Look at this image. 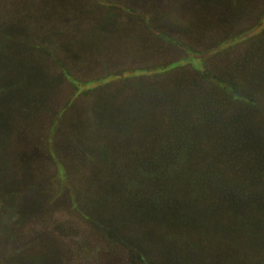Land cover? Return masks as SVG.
Here are the masks:
<instances>
[{
  "label": "rangeland",
  "instance_id": "1",
  "mask_svg": "<svg viewBox=\"0 0 264 264\" xmlns=\"http://www.w3.org/2000/svg\"><path fill=\"white\" fill-rule=\"evenodd\" d=\"M263 106L264 0H0V264H264Z\"/></svg>",
  "mask_w": 264,
  "mask_h": 264
},
{
  "label": "trees",
  "instance_id": "2",
  "mask_svg": "<svg viewBox=\"0 0 264 264\" xmlns=\"http://www.w3.org/2000/svg\"><path fill=\"white\" fill-rule=\"evenodd\" d=\"M213 97H215V96H213ZM218 97H219V99L223 98L221 96H218ZM114 98H115V94L114 95L113 94L110 95L107 92L104 95V99L101 100L100 102L104 103L105 106H107V105L112 104L113 102H115ZM229 98H232V99L236 98L235 99L236 102H238L237 100L244 99V97H239L237 95L234 96V97H229ZM214 99H216V98H214ZM111 100H112V102L108 103ZM247 101L249 102V101H252V100H247ZM92 103H96V102H92ZM222 104L223 105H225V104L227 105L228 103L224 102V101H221V103L219 105H222ZM102 110L103 111L100 112V110L98 109L96 116H95V113H94L95 109H92L91 112L88 111V112L93 113V114L92 115H88V117H87V120H86L87 121V123H86L87 132H98L99 133L100 130H102V129L106 128L105 131H108L109 130L108 128H110V129L113 130V131H109L111 136L117 134V129L112 124V122L116 121V118H115V115H112L110 113L113 109L109 106L106 111L104 109H102ZM109 115H110V117H109ZM109 118H110V120H109ZM241 131H239L237 129L233 130V132L237 136H240V137L236 139L238 141H234L232 143L233 144L232 146L230 145V147H229V149L227 151H230V153L234 152V153H240V154L244 153V152H248V153L251 154L252 158L242 157V155H236L235 154L236 157L233 159L234 166L232 168L230 167L231 173H232L233 177H234V175H237V176H240V177H244L242 174H244L247 171H252V172H257V174H261V176H262V173L264 172V169H262L263 167L260 168L258 166H255V164L257 163L256 162L257 161V156H259L261 154H264L263 153V151H264V132L262 133V136L260 137L262 140L257 141V137L255 136V137H253V139H251V142H250V136L252 134H254V133L256 134V130L255 131H253V130L252 131H247V132L243 131V130H241ZM129 132H132V131H129ZM240 132L242 134L244 133V137L241 135ZM245 135H248V137H245ZM252 144H253V149L250 150L249 146L252 145ZM254 144H256L257 146H255ZM227 148H228V146H227ZM221 157H222V155H221ZM100 158H102L104 161H106L105 155L103 153L100 155ZM93 162H94V158L91 159V163H93ZM93 167H95V165H93ZM255 168H256V171H255ZM109 169H110V166H108V163L105 162L103 164V173L107 175V172H108ZM243 171H245V172H243ZM170 172H172V171H170ZM172 173H175V172H172ZM247 179L251 180L249 178H247ZM248 183H250V181H248ZM108 184L110 185L111 182H108L107 185ZM189 184H191V182H189ZM189 184L186 185V186H181L180 192H181L182 188L185 189L187 187V189H189V190L190 189L198 190V193L202 195V198H214V194H213L214 188L212 186H208L206 184H201V183H200V185H198V183L195 182L196 185L191 186V188H190ZM263 184L264 183H262V187H263ZM117 186L118 185L110 187L112 192H110V194L108 195V198H123L122 193L119 195L120 192H118V189H120V188H118ZM243 187L244 186L240 187V189H243ZM148 188L149 189L145 190L147 195L141 194L143 196H141L139 198H143L144 196H147L149 198H170V197H173V195H171V193L169 192L170 191V187L167 188L166 185H162V184L158 183L157 185H154V186L152 185V186H150ZM223 190H224V188L221 187V184L217 185L216 188H215L216 193L221 192V193H218V194H225ZM122 191L124 192V190H122ZM227 192L229 193V191H227ZM212 195H213V197H211ZM262 203H263V206H264V200H263ZM236 211H238V210H236ZM111 212H112V210L110 211V213H105L108 218H113L114 215L117 216L116 214H113ZM116 222L117 221L113 222L112 226L107 225V224L105 225V222H104V225H105L106 228L103 227V225H101V226L103 228H105L106 230H112V227H116ZM172 259H174L173 254H172ZM207 263L205 261H203V264H207ZM232 264H242V263L240 261H235Z\"/></svg>",
  "mask_w": 264,
  "mask_h": 264
}]
</instances>
